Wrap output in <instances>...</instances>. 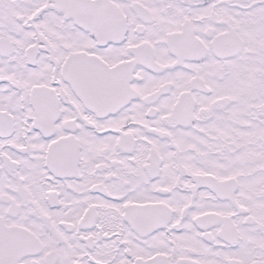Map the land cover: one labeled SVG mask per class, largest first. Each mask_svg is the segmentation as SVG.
I'll return each mask as SVG.
<instances>
[{
  "label": "snow or ice",
  "instance_id": "6c2138e0",
  "mask_svg": "<svg viewBox=\"0 0 264 264\" xmlns=\"http://www.w3.org/2000/svg\"><path fill=\"white\" fill-rule=\"evenodd\" d=\"M0 264H264V0H0Z\"/></svg>",
  "mask_w": 264,
  "mask_h": 264
}]
</instances>
